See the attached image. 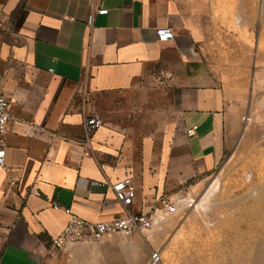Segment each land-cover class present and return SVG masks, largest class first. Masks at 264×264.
Masks as SVG:
<instances>
[{"label":"crops","instance_id":"crops-1","mask_svg":"<svg viewBox=\"0 0 264 264\" xmlns=\"http://www.w3.org/2000/svg\"><path fill=\"white\" fill-rule=\"evenodd\" d=\"M94 9L90 0H0V79L11 104L0 264H46L55 255L51 241L67 217L54 204L111 221L149 214L202 185L225 159L235 108L244 105L234 82L245 73L227 69L243 28L256 29L254 51L264 58V0H96ZM263 65L254 62L253 89L264 84ZM92 117L103 126L85 144ZM124 178L137 192L128 210L111 190ZM188 210L147 239L104 240L80 262L149 264L154 250L160 264H245L228 241L235 226L225 213ZM192 244L198 257L183 259L182 246Z\"/></svg>","mask_w":264,"mask_h":264},{"label":"rangeland","instance_id":"rangeland-1","mask_svg":"<svg viewBox=\"0 0 264 264\" xmlns=\"http://www.w3.org/2000/svg\"><path fill=\"white\" fill-rule=\"evenodd\" d=\"M246 29L240 31L241 42L245 39ZM255 31V28H250L248 44H233L235 55L227 60L228 70L238 72L241 69L245 73L243 79L237 77L234 82V85L242 87L240 98L244 105L235 108L239 116H235L238 119L234 123L232 144L222 164L209 179L195 189L187 185L190 191L186 197L193 201V207L183 214L187 216L197 209L225 213L224 217L235 226L232 231L227 228L228 241L236 248L235 258L241 256L250 264H258L255 262L257 259L264 261V84L260 89H253L251 80L254 62L264 63V58H258L255 54ZM216 181L219 188L209 194L210 187ZM150 233L139 235L147 239L145 236ZM120 238L112 240L118 241ZM98 243L101 242L80 246L78 253L53 248L55 255L46 264H81L80 260L92 257L95 251L90 247ZM194 248V244L189 248L183 245L181 257L188 260L198 257ZM153 252L150 250L149 264Z\"/></svg>","mask_w":264,"mask_h":264},{"label":"built area","instance_id":"built-area-1","mask_svg":"<svg viewBox=\"0 0 264 264\" xmlns=\"http://www.w3.org/2000/svg\"><path fill=\"white\" fill-rule=\"evenodd\" d=\"M91 1V10L94 11V2ZM99 15H107L108 10H99ZM95 13L92 12L88 19V26H92ZM10 102L3 93V82L0 79V167H6V131L10 121ZM103 126L102 120L99 118H88L84 122L85 144L90 142L91 136ZM195 129L188 130V135L195 134ZM14 181H10L9 185L13 186ZM111 190L115 194L117 201L128 210L137 197L136 188L131 178H124L111 186ZM185 190L178 192L179 199L171 201L165 199L160 207H155L149 214H135L127 212L123 217L116 218L111 221H88L74 213L71 208H64L58 204L53 205L56 211H63L67 217L66 223L60 234L52 238V248L59 251H66L70 247L102 242L116 237H132L136 234L151 232L158 228V225L168 217L173 216L181 208L191 206L188 197H185ZM160 252H153L151 256V264H160Z\"/></svg>","mask_w":264,"mask_h":264},{"label":"water","instance_id":"water-1","mask_svg":"<svg viewBox=\"0 0 264 264\" xmlns=\"http://www.w3.org/2000/svg\"><path fill=\"white\" fill-rule=\"evenodd\" d=\"M188 200H189V199H188ZM189 203H191V206H189V207H187V208L190 209L191 207H193V201L189 200ZM196 207H197V206H196ZM169 218H170V217H169ZM169 218H167V219L169 220ZM167 219L164 220V221H162V223H161L160 225H158V227H162V224L168 221ZM255 262H257L258 264H261V263L264 264V261H261V260H258V259H257ZM245 264H250V263H249V261L247 260V261H245Z\"/></svg>","mask_w":264,"mask_h":264},{"label":"bare ground","instance_id":"bare-ground-1","mask_svg":"<svg viewBox=\"0 0 264 264\" xmlns=\"http://www.w3.org/2000/svg\"><path fill=\"white\" fill-rule=\"evenodd\" d=\"M219 188V183L216 181L215 183H213V185L210 187L209 189V194H211V192L216 191Z\"/></svg>","mask_w":264,"mask_h":264},{"label":"flooded vegetation","instance_id":"flooded-vegetation-1","mask_svg":"<svg viewBox=\"0 0 264 264\" xmlns=\"http://www.w3.org/2000/svg\"><path fill=\"white\" fill-rule=\"evenodd\" d=\"M247 31L245 32V36H244V34H243V36L245 37V39H243V41H247V39L250 37V33H249V31H250V28H248L247 27V29H246ZM241 34V33H240Z\"/></svg>","mask_w":264,"mask_h":264}]
</instances>
